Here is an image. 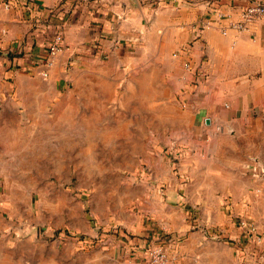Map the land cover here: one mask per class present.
Segmentation results:
<instances>
[{"label": "crops", "instance_id": "crops-1", "mask_svg": "<svg viewBox=\"0 0 264 264\" xmlns=\"http://www.w3.org/2000/svg\"><path fill=\"white\" fill-rule=\"evenodd\" d=\"M250 2L264 0H61L60 9L54 0H19L0 7V157L17 145L19 132L32 143L35 131H47L49 112H72L83 126L102 117L115 98L113 69L137 76L139 92L127 101L152 111L153 146L178 136L186 148L178 173L167 160L143 156L150 172L128 192L129 207L113 212L135 236L92 253L91 264H147V250L167 243L169 264H264V20L230 26ZM54 25L66 47L41 76ZM185 60L203 73L199 85ZM21 101L31 120L25 128L17 123ZM162 116L171 118L164 129ZM238 216L255 226L251 238ZM67 259L45 252L34 263L11 256L10 264Z\"/></svg>", "mask_w": 264, "mask_h": 264}, {"label": "rangeland", "instance_id": "rangeland-1", "mask_svg": "<svg viewBox=\"0 0 264 264\" xmlns=\"http://www.w3.org/2000/svg\"><path fill=\"white\" fill-rule=\"evenodd\" d=\"M112 71L115 98L108 102L102 117L92 118L83 126L72 112L68 117L63 109L55 111L57 116L49 112L43 122L47 131H35L32 143H26L31 134L19 132L17 145L2 150L0 264H10L11 256L18 255L33 262L36 255L45 252L66 255L67 264H75L74 256L82 259L79 264H91L92 253L135 236L113 221V212L129 207L128 192L150 172L145 158L167 160L179 172V162L186 154L185 146L177 142L181 138L154 147L157 135L152 134L156 119L152 111L143 114L142 102L127 101V94L136 96L139 92L137 76L122 69ZM192 76L196 86L204 79L202 72ZM25 103L21 101L17 107V123L22 128L31 123ZM143 121L147 130L145 150L141 147ZM170 123L169 116H162L159 124L164 129ZM84 127L96 128V132L78 130ZM107 215L110 218L106 219ZM85 225L96 233L86 232ZM163 237L171 238L169 232ZM22 260L26 263L25 258Z\"/></svg>", "mask_w": 264, "mask_h": 264}, {"label": "built area", "instance_id": "built-area-1", "mask_svg": "<svg viewBox=\"0 0 264 264\" xmlns=\"http://www.w3.org/2000/svg\"><path fill=\"white\" fill-rule=\"evenodd\" d=\"M18 1L19 0H0V7H3L5 9L11 8ZM54 1L56 2V8L60 9L59 7L61 4V0ZM259 19L264 20V2H250L241 9L239 20L231 22L230 26L235 29L241 30L244 29L250 22ZM65 47L66 46L64 43V34L62 28L58 25H54L45 39L46 54L43 59V66L45 69L41 71V76H47V69L52 66L55 57L62 50H64ZM176 54L177 52L175 53V55ZM183 67L192 75H197L200 73V71L197 70V67L191 64L190 60H185L183 62ZM260 174L264 175V168L260 169ZM235 221L238 227L241 228L245 236L249 238L253 236L255 232V226L252 223L248 222L241 216H238ZM213 231L216 232V230ZM218 235H220V232H218L216 236ZM145 260L148 264H169L174 261V258L168 251L167 243L152 245L146 252Z\"/></svg>", "mask_w": 264, "mask_h": 264}]
</instances>
